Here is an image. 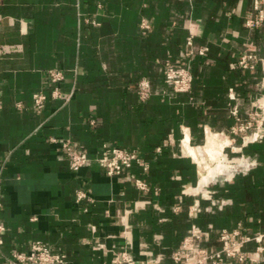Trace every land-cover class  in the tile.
<instances>
[{"label": "crops", "instance_id": "obj_1", "mask_svg": "<svg viewBox=\"0 0 264 264\" xmlns=\"http://www.w3.org/2000/svg\"><path fill=\"white\" fill-rule=\"evenodd\" d=\"M245 54L254 68L239 64ZM166 62L190 64L191 92L170 91ZM52 69L65 72L60 98ZM260 105L264 0H0V264L37 241L63 264H115L123 252L135 264H177L173 253L195 231L219 250L222 230H264V128L252 140L231 131ZM64 141L92 163L72 170ZM104 142L140 161L109 176L96 161ZM79 191L87 196L77 201ZM250 264H264V252Z\"/></svg>", "mask_w": 264, "mask_h": 264}, {"label": "built area", "instance_id": "obj_2", "mask_svg": "<svg viewBox=\"0 0 264 264\" xmlns=\"http://www.w3.org/2000/svg\"><path fill=\"white\" fill-rule=\"evenodd\" d=\"M252 23L253 20L247 22L248 25ZM149 28L148 23H142V29L144 31ZM187 43L191 46L192 40H188ZM206 50V48H203L199 53L203 55ZM186 54L190 55L189 52ZM252 60L253 54H245L241 57L239 64L244 68H254L255 64ZM163 74L164 80L173 94L192 91L194 76L189 63L174 66L170 62H166L163 66ZM48 78L52 85V96L60 98L62 95V83L65 80V72L61 69H52L48 72ZM137 93L141 102H146L150 99L152 88L147 78H142L139 81ZM33 98L36 109L42 111L48 100L47 94L42 91L36 92ZM92 124H95L94 120H92ZM233 129L234 133L238 132L237 128ZM51 140L56 141V138H51ZM62 149L68 158L72 170H78L92 163V159L86 152L76 150L69 141L62 143ZM96 161L105 169L109 176H115L122 174L125 170L131 168L134 163L139 162L140 157L136 149L104 142L101 148V154ZM135 183L141 190L148 189L147 183L141 179L136 178ZM1 190L2 184L0 179V212L3 208ZM86 196L85 192L79 191L77 193V201L86 198ZM4 231L5 226L0 221V244L2 242L1 234ZM201 237L202 232L199 230L190 234L184 240L181 248L173 253L172 257L174 261L177 264H233L226 259H234V263L250 264L258 262L261 253L264 252V230L256 232L255 234H249L241 229L232 231L222 230L219 236L222 248L219 250L201 248L196 244V240H199ZM251 241L257 244L255 254L252 256L243 250V245ZM65 259V255L52 252L45 243L37 241L32 244L28 252H16L5 257L3 264H63ZM115 264H135V262L130 253L123 252L121 256L116 258Z\"/></svg>", "mask_w": 264, "mask_h": 264}, {"label": "rangeland", "instance_id": "obj_3", "mask_svg": "<svg viewBox=\"0 0 264 264\" xmlns=\"http://www.w3.org/2000/svg\"><path fill=\"white\" fill-rule=\"evenodd\" d=\"M247 126H249V127H247ZM233 128H237L239 133L243 134L244 137L247 136L246 138L252 140L253 136L258 133L259 129L264 128V106L260 105L259 111H253L252 114L249 115V118H247L243 122H240L237 126L232 127V129H231L232 132L234 130ZM232 136H234V132L232 133ZM231 140H232L231 141L232 144L229 145V147L231 146L230 148H231V150H233V152L232 153L229 152L230 154H228V156L232 159V158H235V156H234L236 154L235 152H238L237 149L235 148V146L238 145V143H237L236 139H234L233 137L231 138ZM210 162H211V166L214 168L216 165V161L213 160ZM201 168H202L203 173L206 174L208 172V170L204 169V167H201ZM208 196H210V194ZM196 244H198V242H196ZM198 245L201 248H206V247L201 246L200 244H198Z\"/></svg>", "mask_w": 264, "mask_h": 264}, {"label": "bare ground", "instance_id": "obj_4", "mask_svg": "<svg viewBox=\"0 0 264 264\" xmlns=\"http://www.w3.org/2000/svg\"><path fill=\"white\" fill-rule=\"evenodd\" d=\"M210 136V135H209ZM215 140V139H214ZM213 144V143H212ZM211 148V147H210ZM208 149V148H207ZM213 150V149H212ZM217 150V149H216ZM193 152H195V150L193 149ZM194 155V154H193ZM197 155V154H196ZM195 155V156H196ZM212 155V154H211ZM214 155V154H213ZM197 158V157H195ZM220 167H222V165H218V167H216L212 172L211 175H216L217 171L220 169ZM224 167V166H223ZM210 171V170H209ZM207 180V176L204 177L203 182H205Z\"/></svg>", "mask_w": 264, "mask_h": 264}]
</instances>
